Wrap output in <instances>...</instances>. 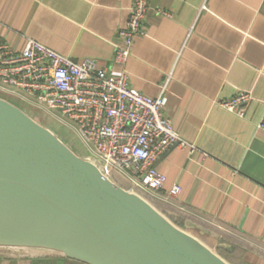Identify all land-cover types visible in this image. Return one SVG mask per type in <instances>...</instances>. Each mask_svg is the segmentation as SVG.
I'll return each instance as SVG.
<instances>
[{"label": "crops", "instance_id": "1", "mask_svg": "<svg viewBox=\"0 0 264 264\" xmlns=\"http://www.w3.org/2000/svg\"><path fill=\"white\" fill-rule=\"evenodd\" d=\"M132 0H0V42L14 51L31 38L73 60L88 57L135 89L166 96L165 114L184 140L155 165L162 210L229 264H264V0H148L145 32L123 66L117 31ZM250 94L244 115L221 100ZM0 96L13 100L0 90ZM0 264H86L56 251L0 247Z\"/></svg>", "mask_w": 264, "mask_h": 264}, {"label": "water", "instance_id": "2", "mask_svg": "<svg viewBox=\"0 0 264 264\" xmlns=\"http://www.w3.org/2000/svg\"><path fill=\"white\" fill-rule=\"evenodd\" d=\"M24 106L0 96V247L86 264H229Z\"/></svg>", "mask_w": 264, "mask_h": 264}, {"label": "built area", "instance_id": "3", "mask_svg": "<svg viewBox=\"0 0 264 264\" xmlns=\"http://www.w3.org/2000/svg\"><path fill=\"white\" fill-rule=\"evenodd\" d=\"M129 15L117 31L113 63L123 66L136 36L145 32L148 0H132ZM0 90L20 104L32 106L69 129L86 155L106 174L110 169L129 181L128 188L172 203L181 190L164 188L166 176L154 164L179 138L164 112L165 95L149 96L135 89L125 70L119 74L92 58L73 60L29 38L19 51L0 42ZM251 100L240 90L220 104L244 115ZM264 128V116L257 122Z\"/></svg>", "mask_w": 264, "mask_h": 264}, {"label": "rangeland", "instance_id": "4", "mask_svg": "<svg viewBox=\"0 0 264 264\" xmlns=\"http://www.w3.org/2000/svg\"><path fill=\"white\" fill-rule=\"evenodd\" d=\"M24 108L27 110L29 114H31V116L33 117V119H35V121L45 125L46 127H48V129L50 128L62 141H64L67 145H70L77 153L79 152L82 155H84L83 151L80 148L79 141L75 138V136L70 132L69 129H66L56 120L52 119L51 117L48 118L46 115H44L41 112H38L35 108L33 109L31 106L30 107L24 106ZM114 181L117 182L122 187H126L116 179H114ZM147 197L158 209H161L154 202L155 198H151L150 195H148Z\"/></svg>", "mask_w": 264, "mask_h": 264}, {"label": "trees", "instance_id": "5", "mask_svg": "<svg viewBox=\"0 0 264 264\" xmlns=\"http://www.w3.org/2000/svg\"><path fill=\"white\" fill-rule=\"evenodd\" d=\"M110 175L116 179L117 181H119L121 184H123L124 186H128L129 181L127 179H125V177H123L120 173H118L117 171L110 169ZM154 202L158 205L159 208H161V210H165V209H170L172 211H174L173 206L170 205L167 202H163L161 200H156L154 199Z\"/></svg>", "mask_w": 264, "mask_h": 264}]
</instances>
